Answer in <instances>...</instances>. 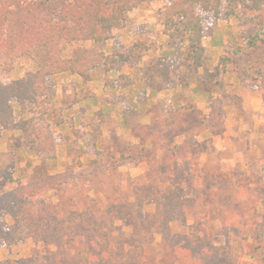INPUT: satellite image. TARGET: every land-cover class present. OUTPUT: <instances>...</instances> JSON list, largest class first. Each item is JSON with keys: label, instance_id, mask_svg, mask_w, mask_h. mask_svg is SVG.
Here are the masks:
<instances>
[{"label": "trees", "instance_id": "trees-1", "mask_svg": "<svg viewBox=\"0 0 264 264\" xmlns=\"http://www.w3.org/2000/svg\"><path fill=\"white\" fill-rule=\"evenodd\" d=\"M145 1L0 0V126L9 128L17 124L31 150L44 160L56 159L53 126L65 120L62 108L49 105V78L65 72L88 78L100 68L110 71L123 64L131 65L151 44H137L127 53L112 54H107L99 44L121 28L128 13ZM240 4H247V9L255 12L244 18L245 24L264 26V0H167L161 9L164 32L170 39L181 36L183 41L188 40L183 53L186 60L191 66H202L206 53L202 13L217 18L225 7L228 13L236 14ZM244 41L243 46L221 56L214 70L205 73V88L211 90L231 74L244 85L264 76V33L252 29L244 35ZM89 42L94 45L89 46ZM21 59L36 63L35 70L19 79L10 78L11 70ZM15 102L22 114L32 116L17 123ZM48 115L52 116V123L43 121ZM136 149L145 151L142 145ZM18 161L17 150L0 152V181H14ZM163 163L169 165V174L179 165L173 153H168ZM187 174L195 192L194 203L204 197L201 191L208 177L196 168H190ZM73 178L72 172L66 170L18 182L15 188L1 193L0 242L9 246L31 237L45 249L55 245L62 251L66 238L60 231L67 222L85 242L89 264H264V210L259 211L255 205L245 206L236 200L235 205L245 212H236L228 221H222V237L214 235V228L206 225L202 216L187 232L174 233L173 213L180 212L184 205L177 200V192L165 193L166 200L157 214L159 245L133 244L132 233L126 232L115 243L105 233L104 222L94 214L89 202L84 200L82 205L72 206L76 201L69 194L70 189L62 187L70 185ZM49 191H57L60 209L47 203L45 194ZM19 261L44 264L33 257Z\"/></svg>", "mask_w": 264, "mask_h": 264}, {"label": "crops", "instance_id": "crops-1", "mask_svg": "<svg viewBox=\"0 0 264 264\" xmlns=\"http://www.w3.org/2000/svg\"><path fill=\"white\" fill-rule=\"evenodd\" d=\"M152 13L151 8L134 9L128 21L99 44L112 54L151 43L131 65L100 68L88 78L72 72L49 78V105L62 108L65 120L53 126L56 159L44 160L31 150L17 124L0 126V152L15 149L19 158L14 181H0V194L18 182L65 172L75 160L96 161L103 152L120 156L122 147L142 145L158 160L173 153L187 173L199 169L215 183L227 176L236 200L264 210V76L244 85L234 74L227 75L211 90L203 82L205 70L214 69L227 49L244 45L249 29L232 16L205 20L206 60L197 67L183 54L186 43L171 40ZM225 28L231 29L232 39L225 34L223 44L214 45L215 34ZM35 68L36 63L21 59L9 76L19 79ZM14 109L17 123L32 116L22 114L16 102ZM43 121L52 123V116ZM134 166L142 172L149 167L146 159Z\"/></svg>", "mask_w": 264, "mask_h": 264}, {"label": "rangeland", "instance_id": "rangeland-1", "mask_svg": "<svg viewBox=\"0 0 264 264\" xmlns=\"http://www.w3.org/2000/svg\"><path fill=\"white\" fill-rule=\"evenodd\" d=\"M166 2L167 0H147L143 5L136 8L153 9L150 16L163 24L164 17L161 14V9ZM247 8V4H240L236 8V14H230L224 7L217 18L232 16L237 19L238 24L244 27L245 30L254 29L264 33V26L245 24L244 18L255 15V12ZM134 9L131 11H134ZM129 13L125 23L128 21ZM201 16L204 22L209 18H216L206 12H203ZM222 30L224 31L215 34L213 38L214 45H222L225 34L232 39L233 34L230 28ZM174 41L180 46L186 43L184 51L189 44L188 40L183 41L181 36L174 39ZM231 51L227 49L222 56L231 53ZM205 60L206 53L204 62ZM209 70L206 69L205 72ZM100 154L96 161L75 160L74 164L68 168L74 178L70 185L63 186L62 189L66 191L70 189L69 194L76 201L72 206L77 205V203L82 205L84 200L90 203L94 214L104 222L106 226L105 233L112 242L116 243L121 233L126 232L127 234L132 233L133 244L147 245L152 242L158 246L161 236L157 225V214L159 207L166 200L165 193L174 194L177 192V200L184 205L180 212L176 210L173 213L174 219L171 221V229L174 233L187 232L190 226L202 216L204 218L202 221L214 228V235L222 237L220 235L222 221H228L229 218L236 215V212H245L241 211V208L239 210L235 205L236 189L234 183L227 176H219L217 183L208 177L204 190L201 191L204 197L193 203L192 198L195 196L193 184L187 171L180 168L179 165H177L176 170L171 169L173 174H169L170 170L163 163V160H158L154 156L151 157L154 154L153 152L137 150L136 146L129 145L122 147L120 156L112 155L111 152ZM145 159L151 160V162L147 161L149 167L144 172L137 170L134 164ZM56 194L57 191H49L45 194V199L47 203L58 210L60 206L56 202ZM60 216H64V214H60ZM60 233L65 235L66 238L65 247L62 251L55 245L45 249L29 237L25 241L9 246H5L3 242H0V260L2 264H20V259L33 257L36 261H41L44 264H89L85 242L75 234L73 229L68 227L67 222ZM3 247L7 248L8 254L4 252ZM35 247L39 254L34 251Z\"/></svg>", "mask_w": 264, "mask_h": 264}]
</instances>
